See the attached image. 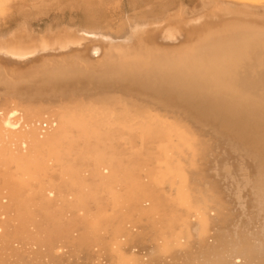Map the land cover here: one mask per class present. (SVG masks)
<instances>
[{
  "label": "bare ground",
  "instance_id": "1",
  "mask_svg": "<svg viewBox=\"0 0 264 264\" xmlns=\"http://www.w3.org/2000/svg\"><path fill=\"white\" fill-rule=\"evenodd\" d=\"M0 8V264H264V0Z\"/></svg>",
  "mask_w": 264,
  "mask_h": 264
},
{
  "label": "rangeland",
  "instance_id": "2",
  "mask_svg": "<svg viewBox=\"0 0 264 264\" xmlns=\"http://www.w3.org/2000/svg\"><path fill=\"white\" fill-rule=\"evenodd\" d=\"M6 6H7V5H6ZM6 6H5V4H4L2 7L4 8V7H6ZM2 7H1V8H2ZM1 8H0V9H1ZM8 9H9V8H6L5 11H2V9L0 10V21H1L0 23H1V26H3V28H6V27H8V26L10 27V26L13 24V23L11 24V23L9 22L8 19H7V20L4 19V14H9V10H8ZM3 10H4V9H3ZM6 10H7V11H6ZM3 12H4V14H3ZM5 12H6V13H5ZM52 17H54V14H53V15H52V14H49L48 18L43 19L42 21H40L41 23L39 22L40 24L37 23V25H38L39 27H40V26H41V27H42V26L44 27L46 24H48L49 22H51V20H53ZM54 18H55V17H54ZM48 19H49V20H48ZM3 20H4L5 22H4ZM2 21H3V22H2ZM47 21H48V22H47ZM2 23H3V24H2ZM4 23H5V24H4ZM7 24H9V25H7ZM4 26H6V27H4Z\"/></svg>",
  "mask_w": 264,
  "mask_h": 264
}]
</instances>
